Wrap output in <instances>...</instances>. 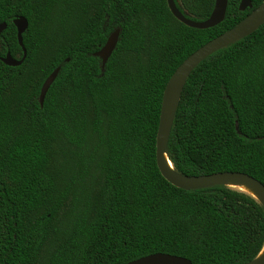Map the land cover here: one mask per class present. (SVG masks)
<instances>
[{"label":"trees","instance_id":"obj_1","mask_svg":"<svg viewBox=\"0 0 264 264\" xmlns=\"http://www.w3.org/2000/svg\"><path fill=\"white\" fill-rule=\"evenodd\" d=\"M205 21L215 0H174ZM264 0H227L196 30L166 0H0V264H127L161 253L191 264H246L264 247V208L227 186L183 191L160 175L161 99L177 67ZM115 30L105 66L94 57ZM68 59V62L66 60ZM60 68L43 105L39 93ZM166 154L184 176L248 175L264 186V25L188 77Z\"/></svg>","mask_w":264,"mask_h":264},{"label":"water","instance_id":"obj_2","mask_svg":"<svg viewBox=\"0 0 264 264\" xmlns=\"http://www.w3.org/2000/svg\"><path fill=\"white\" fill-rule=\"evenodd\" d=\"M167 7L171 15L182 25L196 30L210 29L220 24L227 8V0H215L213 11L209 18L205 21H193L181 13L174 0H166ZM246 9H251L250 0H241L238 10L244 12ZM16 27V38L19 47L22 50V58L16 61L7 54L2 63L7 67H18L26 58V51L22 43V35L28 27L25 18L18 17L13 21ZM264 25V1L248 14L240 23L232 29L224 32L216 38L210 40L188 58H186L173 72L164 88L159 121L156 133L155 143V163L160 175L171 186L183 191H197L204 190L218 186H227L236 190L233 186H246L256 195L255 198L264 208V186L254 178L237 172H224L206 176H184L174 171L166 154L167 143L173 124V120L177 111L179 100L186 84V81L194 69L202 63L205 59L210 57L217 51H220L250 35L255 33ZM5 24L0 25V32L5 29ZM119 38V30H115L109 35L105 44L93 54L94 57L101 61L103 68L114 52ZM68 62V59L66 60ZM60 68H56L44 81L39 93V105L42 107L45 96L57 78ZM241 191V190H239ZM244 192V191H242ZM246 193V192H245ZM248 194V193H247ZM264 247L261 253L254 260L246 264H264ZM127 264H191L190 261L168 254L156 253L146 257L139 258Z\"/></svg>","mask_w":264,"mask_h":264},{"label":"flooded vegetation","instance_id":"obj_3","mask_svg":"<svg viewBox=\"0 0 264 264\" xmlns=\"http://www.w3.org/2000/svg\"><path fill=\"white\" fill-rule=\"evenodd\" d=\"M16 18H18V17H16ZM15 18V19H16ZM15 19H13L12 20V25L14 26V24H13V21L15 20ZM1 24H5V29H3L1 32H0V54H2L3 53V46H4V44H5V36H4V34H5V31H6V29H7V25H6V23H4V22H1L0 21V25ZM14 29H15V34H16V27L14 26ZM16 41H17V38H16ZM17 45H18V43H17ZM18 47H19V45H18ZM19 49H20V53H18L17 51H15V53H14V57H12L11 56V54L9 53V52H6V53H4V55L3 56H0V63H2V60L3 59H5L6 58V56H7V54H9L10 55V57L12 58V59H14V60H16V61H19L21 58H22V50H21V48L19 47ZM3 64V63H2ZM4 65V64H3ZM19 67V66H18Z\"/></svg>","mask_w":264,"mask_h":264},{"label":"bare ground","instance_id":"obj_4","mask_svg":"<svg viewBox=\"0 0 264 264\" xmlns=\"http://www.w3.org/2000/svg\"><path fill=\"white\" fill-rule=\"evenodd\" d=\"M233 187H236L237 189H240V190H242V191H244V192H247V193H249L250 195L256 197V195L253 193V191H252L251 189H249L248 187H246V186H233ZM256 198H257V197H256ZM263 253H264V251L262 252L261 255H263Z\"/></svg>","mask_w":264,"mask_h":264}]
</instances>
